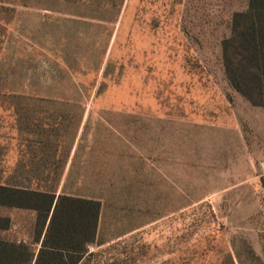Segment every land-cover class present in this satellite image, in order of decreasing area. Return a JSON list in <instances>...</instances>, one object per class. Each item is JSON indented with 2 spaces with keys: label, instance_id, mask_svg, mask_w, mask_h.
Listing matches in <instances>:
<instances>
[{
  "label": "rangeland",
  "instance_id": "374dc122",
  "mask_svg": "<svg viewBox=\"0 0 264 264\" xmlns=\"http://www.w3.org/2000/svg\"><path fill=\"white\" fill-rule=\"evenodd\" d=\"M247 3L0 0V182L100 202L80 264H264V105L222 60Z\"/></svg>",
  "mask_w": 264,
  "mask_h": 264
},
{
  "label": "trees",
  "instance_id": "16d2710c",
  "mask_svg": "<svg viewBox=\"0 0 264 264\" xmlns=\"http://www.w3.org/2000/svg\"><path fill=\"white\" fill-rule=\"evenodd\" d=\"M11 12L12 8L0 5L1 15ZM8 24L1 16L0 51ZM222 60L230 85L253 105H264V0H248L246 9L233 15ZM12 97L16 104L54 101L17 94ZM0 207L34 211L35 241L44 233L36 254L24 244L0 239V264H80L95 244L101 209L98 200L31 188L15 182L13 176L9 182H0ZM9 227L10 219L0 216V230Z\"/></svg>",
  "mask_w": 264,
  "mask_h": 264
},
{
  "label": "crops",
  "instance_id": "0c3cea01",
  "mask_svg": "<svg viewBox=\"0 0 264 264\" xmlns=\"http://www.w3.org/2000/svg\"><path fill=\"white\" fill-rule=\"evenodd\" d=\"M4 153H6V149L4 148ZM24 165V163H22V165L21 166H23ZM6 209V217H8L9 219H10V221H13V215H15L16 213L15 212H32L33 213V215H35L36 213L34 212V211H31V210H21V209H14V208H5ZM35 213V214H34ZM99 218H100V216H99ZM99 223V222H98ZM97 229H98V227H97ZM43 236H44V233L41 235V237H40V239H39V241H35V245L37 246V250L35 251V254L38 252V250L40 249V245H41V242H42V240H43ZM23 242L25 243V241L23 240ZM17 243H20V241L19 242H17Z\"/></svg>",
  "mask_w": 264,
  "mask_h": 264
}]
</instances>
